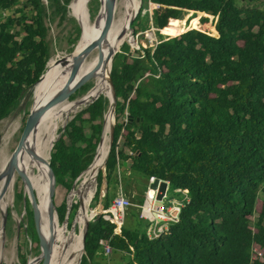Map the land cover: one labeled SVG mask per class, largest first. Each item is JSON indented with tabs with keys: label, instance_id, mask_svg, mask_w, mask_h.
Masks as SVG:
<instances>
[{
	"label": "trees",
	"instance_id": "trees-1",
	"mask_svg": "<svg viewBox=\"0 0 264 264\" xmlns=\"http://www.w3.org/2000/svg\"><path fill=\"white\" fill-rule=\"evenodd\" d=\"M47 1L0 0V126L46 76L52 58L47 20L63 23L73 2ZM89 5L94 18L100 1ZM187 13L194 27L181 32ZM151 20L156 46L127 45L114 58L116 124L93 200H102L106 180L103 207L109 210L113 186L129 172L168 182V196L184 205L178 222L154 239L136 206L128 208L120 234L111 214H102L89 223L77 264L82 255L80 264H100L107 247L123 264H264V0H143L132 28L140 21L142 29L150 27ZM72 23L76 43L81 28ZM92 87L86 83L70 100ZM109 109L102 94L61 131L50 159L56 188L71 191L93 166ZM49 183L47 177L48 191ZM15 197V207L26 210V233L39 247L30 201L23 191ZM76 199L82 206L83 196ZM54 203L59 221L71 226L79 205H57L56 194ZM12 223L9 209L7 233ZM43 223L47 229L45 217ZM20 258L27 264L24 254Z\"/></svg>",
	"mask_w": 264,
	"mask_h": 264
},
{
	"label": "bare ground",
	"instance_id": "bare-ground-1",
	"mask_svg": "<svg viewBox=\"0 0 264 264\" xmlns=\"http://www.w3.org/2000/svg\"><path fill=\"white\" fill-rule=\"evenodd\" d=\"M91 1L92 0H73V2L71 3L70 5L71 14L73 17H75L78 20L82 28L81 38L71 58L61 61L60 63H57V61L54 59L49 62L48 65L49 72L46 74L45 77H43V80L36 86L35 89V95L38 98L35 107L44 105L48 100L54 97L67 85L77 59H79L80 64L78 67L75 81L94 71L100 61L107 59L110 51L112 50L118 51L126 41L132 39L129 30L130 21L135 14L139 13L141 9L140 0H112L115 4L114 20L111 29L108 32L107 37L103 42H100V37L105 24L104 6L107 0H100L101 10L94 22L91 21L90 13H89V3ZM98 41L100 43L90 54L83 55L84 50L90 44ZM109 71H110V62L107 63L103 62L102 68L97 72L96 76L94 77V81H95L94 89H92L85 97L81 96L82 98L75 101L69 100L66 102H62L47 110L46 113L41 118V120L39 121V123L37 124V126L35 127L34 131L27 138L23 150L19 155V167H21L27 173L29 178H31L32 180L36 181V183L39 184L41 193L38 192L37 187L33 182L41 202V204H39L38 207L40 213L41 234L44 240L47 242V244L49 242L48 246L51 250V258L49 264H57L56 260H54L53 257L55 245L58 242H60L62 239H64L63 231L58 227L59 221L57 220L58 221L57 222L55 220L54 212L53 214H51L49 209L50 191H48V184H47V177L48 178L50 177L48 162L50 161L49 157H50V151L52 145L57 136L56 134H57L58 122L66 121V119L69 117V115L72 112L78 110V108L81 106L87 105L97 96L101 94H107L110 96L111 87L109 85ZM110 109H111L110 112L111 116L109 120H107V115H106L107 126H105L106 132L104 130L105 136L103 134L102 142L97 150L96 159L92 164L93 166L91 165L92 167L90 166L91 168L89 167L90 169L83 174L80 190L85 188H90L92 182L96 181L97 183L98 177L102 171L101 169H103L105 166L106 159L109 154V147H110L109 146L110 144L108 143L106 136H109L111 128L115 121L113 108L111 107ZM3 141H5V138H3ZM38 159H40L41 162H40V168L37 178L33 174H34L35 165L38 164L37 162ZM8 161L9 158L3 155V149H1L0 174L6 172ZM18 177H19L18 173H16L7 191L9 192L8 193L9 200L7 199V193L3 198H1V192L4 187L5 180H2L0 182V213L6 212L10 207V203L12 200L11 198L13 197L12 193L14 191ZM50 189H51V184H50ZM77 195H78L77 191L71 194L70 201L72 203L75 201ZM87 201L88 198L84 200V206L87 204ZM85 208L83 207V202H82V206H81L82 210H80L81 214L82 212H84ZM44 217L47 222V229L45 228L43 223ZM85 225L82 227L81 236H80V241L82 244L81 248L83 251L84 249L82 242V234ZM64 228L66 230L69 229L66 224L64 225ZM55 253L57 255V258L58 257L60 258V256L56 251ZM71 257L72 256L69 255L63 264H70L69 261ZM73 262L75 263L74 258H73ZM30 264H34V263L31 262Z\"/></svg>",
	"mask_w": 264,
	"mask_h": 264
},
{
	"label": "rangeland",
	"instance_id": "rangeland-1",
	"mask_svg": "<svg viewBox=\"0 0 264 264\" xmlns=\"http://www.w3.org/2000/svg\"><path fill=\"white\" fill-rule=\"evenodd\" d=\"M44 4H48V1L47 0H46V2L44 1ZM89 13H90V9H89ZM144 13H145V11L143 12V15H144ZM98 14L96 15V17L98 16ZM191 15H192V13H187L185 15V18L182 21L181 32L188 30V28L194 27V26H192V21L189 22V24H188V21H189V18L191 17ZM96 17L92 18L91 13H90V19L92 22H94L96 20ZM72 20H75L76 23L80 26L78 20L72 16L70 6H69L68 14H67V19L63 23H60L59 17H54L52 20H47V25L50 28L48 41H49L51 51H52L51 60L54 59L57 61L64 56H67V59H68V58H71L72 55L74 54L78 42L75 43L73 40L75 37V35H74L75 32L73 31L74 30L73 29L74 24L72 23ZM152 23L153 22L151 20L150 21V27L142 29V25H145V21H140L139 25L135 29L130 31V35H131L132 39L126 41L123 44V46L118 50L117 54L125 51L124 49L127 47V45H129L131 49L135 48L138 44L142 45L144 48H154L156 46V44L158 43L159 39L156 36L155 31L152 28ZM80 28H81V26H80ZM135 30H137L138 33H135ZM81 34H82V29H81ZM80 38H81V35H80ZM111 71H112V66H111V69L109 71V75L111 74ZM48 72H49V68L47 69V73ZM88 83H92L93 87L91 88V90L94 89V86H95L94 79L90 80ZM35 89H36V87L34 88V90H32V93H30L31 91H29L24 96V98L20 101L19 105L15 108V110L6 119H4L1 122V126H0V136H1L0 150L3 149V155L5 157H8L9 159H10L11 155L13 154L15 148L17 147V144H18V142L21 138V135H22V131L25 127L26 120L28 118L27 115L30 113V111L32 109V106L34 103ZM108 92H109V90H108ZM86 95H83L82 97H85ZM82 97L79 96L75 100H78ZM75 100H72V101H75ZM37 101H38V98L35 95V105H36ZM87 105L81 106L78 108V110L72 112L69 115V117L66 119V121L58 122L57 134H56L57 136H56L55 141L61 135V131L63 132L65 124H67L79 111L86 108ZM108 112L109 113L107 116V120H109L108 117H109V114L111 112V109H109ZM105 122H106V116H105ZM115 123H116V114H115ZM2 137L5 138V141H3ZM106 137H107L108 143L110 144V134H109V136H106ZM55 141H54V143H55ZM52 148H51V151H52ZM51 151H50V154H51ZM37 162H38V164L35 165L33 175L38 178V172H39L40 162H41L40 159H38ZM19 168H20L19 171L25 176L26 182L23 181L20 177L17 178V182L15 184V188H14V191L12 193L13 197L11 198L12 200L10 203V207L8 208V210L9 209L12 210V216H13V223L11 224V231L9 233H7V229H6L7 224L4 227L3 213H0V264H21L22 259L20 258V254H22V256L24 254L27 257V264H30L31 262L34 264H42V258L38 257L41 254L40 246L38 247L37 244L34 245L32 239L26 233V229H27V225H28V218L26 215L25 207L24 206H22V207L19 206V208L15 207V200H16L15 194L19 191H23L25 194V187L27 188V190H28L29 185H31V187L33 188V187H35L34 186V183H35L38 192L39 193H41V192H40L39 184L36 183V181L29 178L27 173L21 167H19ZM101 170H99V171H101ZM103 173L105 175L106 170H104ZM126 174L127 175H125V173L122 172L121 181L119 179V182L113 186V188L111 190V202L116 198L117 194L121 191L122 188L124 190V188L127 187L128 189H130L136 193V195H133L132 193H130L128 195L125 194V195H127V198L131 201V203L132 204L140 203V197L137 194L139 192L143 193V191L145 194V191L147 190V186H148L147 184H149V181L145 177H143L142 175H139V174H132V173L130 174L129 172H126ZM82 178H83V174L75 182L74 187L71 191H68L63 187L58 186L56 188V193H55L56 194V204L60 205L63 201H67V204L70 203L71 202L70 196L73 193V190H75V191H77V194L79 196H83V199H82L83 207L85 208L87 206L85 208L84 212L87 210H89L90 213L93 211H96V214L94 216L90 217L88 220H86L85 217L83 216L84 212H82V214L80 213L81 211L78 212L80 207H81V202L78 199H76L77 201H74L73 203L72 202L71 203H72V205L78 204L79 209H78L75 217L73 216L74 219L72 221V225L68 226L67 222L61 223L59 221L58 214H57V212L54 211V214H55L54 218L56 221L58 220L60 222L59 223L57 221L58 227H59V229H61L63 231V235H64V239H62L60 242H58L55 245V249H54V253H53L54 260H56L57 264H63L69 255L72 256L70 261H69L70 264L74 263L73 258L75 260L74 264H77V258L79 256L80 252L83 251L81 248L82 244L80 241L82 227L87 222H91L94 219L101 216L103 211H104V207H103L104 206V200L103 199H104L105 195L107 194V188H105V181L106 180L104 181V184L102 187V192H101V195L103 193V199L102 200L100 199L99 203L95 204V201L93 199L95 198L96 192L98 189V180H97V183H96V181L92 182L90 188H85V189L80 190ZM8 193L9 192H7V199L9 200V194ZM171 197L172 196H170L169 198L172 199ZM86 198H88V201H87V204L84 206V200ZM38 202L40 204L39 199H38ZM158 204L162 205L165 209L170 206V203L168 202V200H166L164 203H158ZM133 207H135V206L133 205ZM130 208H132V206ZM136 208H138V207H136ZM141 217L144 218L142 216V214H141ZM22 222L24 223L23 228H21ZM147 222H149V221H147ZM65 224L69 228L68 230H66L64 228ZM66 238H72V239L68 241V240H66ZM33 245H34L35 249H34ZM48 245H49V242H48ZM71 245H72V247H71ZM55 251L58 253L60 258L59 257L57 258ZM255 251L259 256H261L263 253V251H261L259 248H256ZM83 255H84V253H83ZM98 262L100 264H123L124 261L121 260V257L119 255H115L114 253L109 252L108 250L105 249V251L99 256Z\"/></svg>",
	"mask_w": 264,
	"mask_h": 264
},
{
	"label": "water",
	"instance_id": "water-1",
	"mask_svg": "<svg viewBox=\"0 0 264 264\" xmlns=\"http://www.w3.org/2000/svg\"><path fill=\"white\" fill-rule=\"evenodd\" d=\"M142 1L143 0H140L141 6H142ZM100 10H101V8H100ZM114 11H115L114 2L112 0H107L106 4L104 6L105 24H104V28H103V31H102V34H101V37H100V42H103L106 39L107 34L110 31V29H111V26H112L113 20H114ZM138 14L139 13L135 14L133 16V18L131 19V21H130V27H129L130 31L133 30L132 23L135 21V19L137 18ZM100 42L98 41V42L90 44L84 50L83 55L90 54L98 46V44ZM117 52L118 51H115V50L110 51L109 54H108L107 59L106 60L104 59L105 61L104 60L100 61L94 71H92L88 75H86V76L78 79L77 81H75L76 75H77V71H78V67H79V64H80L79 59H77L67 85L60 92H58L54 97H52L50 100H48L42 106L35 107V92H34V103H33L32 109H31V111H30V113L28 115V118H27V121H26V124H25V128H24V130L22 132L21 138H20V140H19V142L17 144V147L15 148L13 154L11 155V157H10V159L8 161V166H7L6 172L0 174V182L2 180H5V184H4V187H3L2 192H1V198H3L6 195L8 189L10 187L11 181L13 180V178H14L16 173H18V176L23 181L26 182L25 176L19 171V155H20V153L23 150V147H24V144H25L27 138L34 131L35 127L37 126V124L39 123V121L41 120L43 115L46 113V111L49 110L50 108L62 103V102L69 101L73 94H75L81 87H83L90 80L94 79V77L96 76L97 72L102 68L103 62H106V63L110 62V69H111V66L113 65V61H114V58H115V55L117 54ZM66 59H67V56H64V57L60 58L59 60H57V63H60L61 61H64ZM44 76H45V74L41 77L39 83L43 80ZM109 85L111 87V95L110 96L107 95V94H105V95L110 100V107L113 108V114H114V118H115L117 96H116V91H115V88H114V85H113V82H112V79H111V74L109 75ZM99 97H100V95L97 96L96 98H94L87 106H89L91 103H93ZM115 124L116 123L114 121V124H113V126L111 128V131H110L109 153H110L111 146H112V143H113V135H114ZM105 126H106V122H105ZM105 126H104V129H103V134H104ZM65 127H66V124H65L64 128ZM103 134H102V137H101V142H102V139H103ZM0 141H1V136H0ZM101 142H100V144H101ZM100 144H99V146H100ZM53 146H54V144L52 145V147ZM99 146H98V148H99ZM108 157H109V154H108ZM108 157L106 159V163H107ZM49 158L51 159V154H50ZM106 163H105L104 169H102V172L104 170H106ZM48 167H49V176H50L49 179H50V184H51V189H50V192H49V209H50L51 214H53L54 211L56 212V207H55V203H54V197H55L57 182H56V177H55V174L53 172V169L50 166V161L48 162ZM168 184L169 183L166 182V181H160V180L155 179V181L150 185V187L152 189H158L157 199L159 201L163 200V197H164V195L166 193ZM105 188H107V181H105ZM101 198L103 199V193L101 195ZM26 199H29L31 207L33 209L35 226H36V230H37V233H38V236H39V240H40L41 254L38 257L42 258V264H49L50 263V258H51V250H50L47 242L44 240V238H43V236L41 234L40 213H39V208H38L39 207V202H38L36 193L33 190V188L31 187V185H29L28 190H25V200ZM71 206H72V203H68V209H70ZM7 219H8V210L3 213L4 227L7 224ZM89 223L90 222L86 223V225L84 227V230H83V234H82V242H83L84 254H85V241H86V235H87ZM81 261H82V258H81L79 264L81 263Z\"/></svg>",
	"mask_w": 264,
	"mask_h": 264
},
{
	"label": "built area",
	"instance_id": "built-area-1",
	"mask_svg": "<svg viewBox=\"0 0 264 264\" xmlns=\"http://www.w3.org/2000/svg\"><path fill=\"white\" fill-rule=\"evenodd\" d=\"M43 2L46 0H42ZM155 181L151 179L148 184V188L145 192L144 201L141 206L142 216L149 221L148 235L151 239L159 238L168 228L165 223L178 222L181 209L184 205V201L172 198L168 196L170 190V184L167 186L166 193L162 201L157 199L158 189H152L150 185ZM180 192V190H178ZM166 200L170 203L168 208H164L158 203H164ZM133 206L131 201L120 191L116 198L112 201L109 210H104L102 214L109 213L112 216V222L116 225L115 233L120 234L121 228L124 224L126 212L129 207ZM163 222H165L163 224ZM106 250L111 252L107 247Z\"/></svg>",
	"mask_w": 264,
	"mask_h": 264
},
{
	"label": "crops",
	"instance_id": "crops-1",
	"mask_svg": "<svg viewBox=\"0 0 264 264\" xmlns=\"http://www.w3.org/2000/svg\"><path fill=\"white\" fill-rule=\"evenodd\" d=\"M148 185V184H147ZM147 188H148V186H147ZM125 193H123V194H130V193H132L133 195H136V193L135 192H133L132 190H128V191H124ZM139 192V191H138ZM146 192V191H145ZM127 195H125L126 197H127ZM139 197H140V203H134L133 205L134 206H136V207H138V208H140V210H141V206H142V204H143V201H144V196H145V194H144V191H143V193H138L137 194ZM165 222H163V224H164ZM165 226H166V228H168V226H169V223H165Z\"/></svg>",
	"mask_w": 264,
	"mask_h": 264
}]
</instances>
